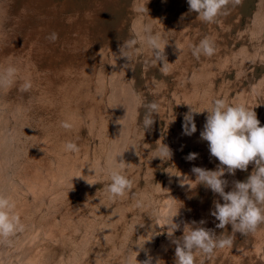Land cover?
Instances as JSON below:
<instances>
[{
	"label": "rangeland",
	"instance_id": "obj_1",
	"mask_svg": "<svg viewBox=\"0 0 264 264\" xmlns=\"http://www.w3.org/2000/svg\"><path fill=\"white\" fill-rule=\"evenodd\" d=\"M188 8L187 0H6L0 10V69L14 66L17 76L12 86L0 89V193L14 202L12 214L24 227L0 242V264H141L146 252L153 264L157 259L174 264L170 219L163 220L165 212L160 216L171 204L170 186L186 194L172 215L181 225L174 237L183 234L185 223L200 220L217 235L231 232L230 225L216 229L218 221L210 215L213 200L223 203L218 194L196 184L193 175L182 186L181 159L191 165L190 175L193 166L216 170L219 165L214 157L203 165L197 147L205 109L216 99L246 105L264 126L262 98L253 88L257 81L264 92V32L255 34L264 20V0L229 3L212 23ZM158 10L164 18L154 22ZM145 26L160 35L167 71L143 43ZM53 32L58 39L49 42ZM133 36L138 43L125 64L118 45ZM205 37L214 42L215 53L197 59L192 48ZM25 80L32 87L22 92ZM125 83L131 94H140L134 98L140 113L131 112L132 120L124 124L126 156L118 160L132 187L110 200L104 186L110 182V158L119 149L112 142L119 113L114 96ZM153 101L158 104L154 124L144 130V105ZM189 105L200 113L194 114V139L185 141L189 135L182 124ZM62 121L72 127H61ZM131 135L139 142L132 145ZM69 141L78 152L65 151ZM163 144L172 152L165 161L156 157ZM189 153L197 158L186 160ZM252 170L250 164L234 176L225 173V191ZM194 256L195 264H264V223L254 233L235 234L231 247Z\"/></svg>",
	"mask_w": 264,
	"mask_h": 264
},
{
	"label": "clouds",
	"instance_id": "obj_2",
	"mask_svg": "<svg viewBox=\"0 0 264 264\" xmlns=\"http://www.w3.org/2000/svg\"><path fill=\"white\" fill-rule=\"evenodd\" d=\"M232 3L234 6L240 0H187L189 13H196L197 16L206 23L215 22L217 16L221 14L225 7ZM46 39L55 42L58 34L53 32ZM138 43L136 36L125 40L118 45L119 58H123L126 63L131 60L130 50ZM143 43L153 52L154 61H158L164 71H167L168 62L166 54L161 51L160 37L153 33L149 26L143 28ZM215 53L214 42L208 38H203L198 45L193 46L192 54L197 59L201 55L211 57ZM17 69L8 66L0 69V89L12 86L16 81ZM32 84L25 80L20 85V91L27 92ZM158 104L148 102L144 105V115L142 127L144 130L154 124L153 114L157 113ZM203 130L200 132V139L208 143L211 157L219 161L216 170H207L202 167L193 166L192 174L195 176L194 182L210 189L214 194L222 199L213 200V208L210 215L215 218L216 229H225L231 226V232L226 234L221 232L216 234L214 229L206 228L205 220L199 222L192 221L191 226L185 223L183 234L174 237V233L181 228L179 223L174 222L173 217L166 224L167 234L171 243L175 245L174 264H195V252L204 256H211L215 250L224 249L233 245V237L239 233L246 236L254 233L258 226L264 223V126H261L256 112L249 109L244 104L229 105L224 99H216L208 109ZM194 111L189 105V111L184 114L183 134L192 135L197 131L194 121ZM61 127L70 129L72 125L66 121L61 122ZM135 148V146H132ZM65 151L78 152L79 148L74 142L64 144ZM136 149V148H135ZM158 155L162 161L168 160L172 156L170 148L163 144L158 149ZM123 153H118L115 158H110L107 169L109 183L104 186L110 200L125 195L132 187V182L126 175L122 174L125 163L123 160L117 162V157ZM196 153H189L185 158L188 161L197 158ZM252 164L253 170L246 180H235L230 191H225L229 182L222 177L227 172L235 175L236 170L247 171ZM186 178V177H185ZM137 206H142V201L137 202ZM15 208L14 202L0 193V242L9 240L17 232L23 230L20 218L12 214ZM147 259L141 264H153V258L145 253ZM156 260V264H159Z\"/></svg>",
	"mask_w": 264,
	"mask_h": 264
},
{
	"label": "bare ground",
	"instance_id": "obj_3",
	"mask_svg": "<svg viewBox=\"0 0 264 264\" xmlns=\"http://www.w3.org/2000/svg\"><path fill=\"white\" fill-rule=\"evenodd\" d=\"M131 4H132V2H131ZM133 4H134V2H133ZM1 7H3V9H2V11L5 9V7H6V0H0V10H1ZM175 9H173L172 11H174ZM164 14V12L162 11V10H158L157 11V13H156V15H157V17L155 18V17H153V21L154 22H156V21H159V20H161V19H163L164 17H162V15ZM177 17V15L176 14H173L172 13V17ZM175 17V18H176ZM145 23V22H144ZM139 26V25H138ZM263 26H264V20H263V22L262 23H260V25L258 26V28L255 30V34L256 35H259L260 33L262 34L263 32H264V30H263ZM155 30H154V32H159L160 31V29L158 28V24H155V28H154ZM2 30V29H1ZM137 30V29H136ZM133 31V30H132ZM140 32V31H139ZM153 32V33H154ZM160 33V32H159ZM160 36V35H159ZM138 37H140V35L138 36ZM125 40V39H124ZM142 40H143V37H142ZM134 47H136V46H134ZM142 48V47H141ZM142 50H144V48L142 49ZM39 52H41V51H39ZM139 53V52H138ZM148 53V52H147ZM146 53V54H147ZM109 56V55H108ZM137 57V56H136ZM244 57H246V55H244ZM138 58H139V55H138ZM134 60V59H133ZM136 60V59H135ZM137 61V60H136ZM149 68V67H148ZM39 71V70H38ZM145 73V72H144ZM141 77V76H140ZM144 77V76H143ZM257 82V81H256ZM256 82L253 84V88H255V90L260 94V96H261V98H262V103H263V105H264V92H262V89H261V87L260 86H258L257 84H256ZM145 83V82H144ZM117 84L119 85L120 84V82L118 81L117 82ZM122 85V87H119V89H117V92H116V94H115V96H114V101H115V103H116V105H117V110H119V113L117 114V116L115 117V119H116V122H117V132L118 133H116V135L112 138L113 140H112V142L113 143H115L117 146L116 147H118L119 146V149H117V148H115V154H114V156H113V158H115L116 157V155L118 154V153H123V151H124V133H125V130H126V126L127 125H125L124 126V124H129L130 123V121L132 120V117H129V115L131 114V112L133 113L134 111H137L138 112V114L140 113V110H136L137 108L135 107L136 106V102H135V100H134V98L136 97V96H138V95H140V94H137L139 91L138 90H136V92L137 93H135V94H131L130 93V86L128 85V84H121ZM36 88H41V86H37ZM249 88V87H248ZM248 92V91H247ZM257 97V96H256ZM133 100H134V103L135 104H133V106H132V102H133ZM130 101H132L131 103H130ZM120 110H121V112H120ZM168 111V110H167ZM140 115H137V117H139ZM10 117V116H9ZM135 123H133V125H132V128L133 127H135ZM191 139H194V137H191V135L189 136V138H188V140H185V141H190ZM197 140L199 141V143H197V147H198V151H199V153L201 154V157L203 158V159H205L203 162H202V164L204 165V164H207L208 163V161H210V158H211V156H210V153H209V148H208V143L206 142V141H203V140H201L200 138H197ZM128 141H131V143H132V145L133 144H136V143H138L139 141H138V138L137 139H135L134 138V135H131V137L128 139ZM192 143H194V144H196L195 142H192ZM16 145V144H15ZM128 147H130L129 145H127V147H126V150L128 149ZM14 150V149H13ZM19 152V151H18ZM178 152H180V154L179 155H181L182 154V149H179V151ZM197 152V151H196ZM126 153V152H125ZM131 153H133V152H131ZM125 154H122L121 156H118L117 157V162H118V160L120 159V158H125ZM127 157H129V155L127 156ZM213 161V160H212ZM198 162H200V160L198 161ZM181 163L183 164V167H182V169L180 170L181 172V180H182V186H184V188H186L187 187V185L191 182V181H193V179H194V177H191L193 174H192V172H191V175L186 171V168H188L186 165H185V163L183 162V159H181ZM201 164V165H202ZM174 166V165H173ZM191 166V165H190ZM190 166H189V168H190ZM196 167H198V166H196ZM188 168V169H189ZM207 170H209L208 168H207ZM227 173V172H226ZM82 175H84V174H82ZM229 175V174H228ZM227 175V176H228ZM194 176V175H193ZM239 176V175H238ZM85 177V176H84ZM186 177V178H185ZM229 177V176H228ZM225 179V178H224ZM80 180V179H79ZM87 182H88V180H87ZM88 184V183H87ZM72 189H74V188H72ZM164 189V188H163ZM88 190V189H87ZM192 190H188V193H190ZM89 193V192H88ZM170 193L172 194V197L170 198V200H169V202L171 203L170 204V206H169V208H166L165 210H162L161 211V213H160V216H161V218H163L164 217V212H165V214H168V215H166V217L163 219V220H165V221H167L168 219H170L171 218V216L174 214V212H175V210H176V206L180 203V201L185 197V193H183V194H181L180 195V193H181V189L179 190V188H175V187H172V186H170ZM187 193V192H186ZM187 193V194H188ZM80 196V195H79ZM74 197V196H73ZM57 198V197H56ZM72 199V198H71ZM176 199V200H175ZM30 200V199H29ZM78 200V199H77ZM84 202V201H83ZM82 204H84V203H82ZM64 205V204H63ZM67 205V204H66ZM81 205V204H80ZM200 205H202V204H200ZM82 206V205H81ZM198 207H200V206H198ZM203 207V208H202ZM202 209H204V206L202 205ZM124 208V207H123ZM205 210V209H204ZM57 211V210H56ZM75 211V210H74ZM169 212H170V214H169ZM57 213V212H56ZM198 214V213H197ZM174 216V215H173ZM172 216V217H173ZM66 224V223H65ZM162 226V225H161ZM165 227V226H164ZM163 230V229H162ZM166 230V229H165ZM83 231V230H82ZM27 233H28V231H27ZM19 234V233H18ZM149 243H151L150 241H149ZM109 247V246H108ZM43 248V247H42ZM43 250V249H42ZM151 251V250H150ZM153 252V251H152ZM155 253V252H154ZM157 253V252H156ZM44 255V254H43ZM156 255H158V253L156 254ZM143 256V255H142ZM36 261V260H35ZM36 263V262H35Z\"/></svg>",
	"mask_w": 264,
	"mask_h": 264
}]
</instances>
